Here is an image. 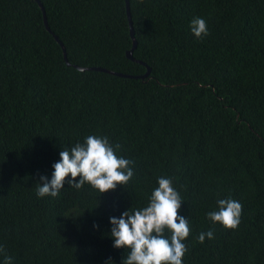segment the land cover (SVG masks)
<instances>
[{"label":"trees","instance_id":"16d2710c","mask_svg":"<svg viewBox=\"0 0 264 264\" xmlns=\"http://www.w3.org/2000/svg\"><path fill=\"white\" fill-rule=\"evenodd\" d=\"M39 1L50 32L34 0H0V246L12 264H122L109 218L146 207L159 177L191 228L183 264H264V0H128L134 61L124 0ZM89 135L121 145L132 179L100 194L66 177L38 198L59 152ZM224 198L243 205L236 230L206 218Z\"/></svg>","mask_w":264,"mask_h":264},{"label":"clouds","instance_id":"9594fccd","mask_svg":"<svg viewBox=\"0 0 264 264\" xmlns=\"http://www.w3.org/2000/svg\"><path fill=\"white\" fill-rule=\"evenodd\" d=\"M189 28L196 39L210 34L206 20L199 16L191 20ZM120 148V144H110L107 136L89 135L70 150H61L59 161L52 165L51 179L40 177L37 197H57L66 177H71L67 180L70 187L80 190L87 183L100 194L126 185L134 176V162L117 155ZM157 183L146 207L131 214L126 210L119 218H109L113 247L129 249L122 264H183L188 251L184 241L191 234L188 220L179 215L183 200L170 178L159 177ZM242 212L239 201L224 198L217 201V210L208 212L206 218L213 225L218 223L224 229L236 230ZM205 238L213 239V230L201 232L197 241L202 244ZM0 256L3 264H12V257L5 253L3 246H0ZM106 264H112L110 258Z\"/></svg>","mask_w":264,"mask_h":264},{"label":"water","instance_id":"95a60500","mask_svg":"<svg viewBox=\"0 0 264 264\" xmlns=\"http://www.w3.org/2000/svg\"><path fill=\"white\" fill-rule=\"evenodd\" d=\"M34 1L37 3L38 7H39L40 10L42 11V14H43V22H44L45 28H46V30L49 31V28H48L47 23H46V18H45L44 9H43V6H42L41 2H40L39 0H34ZM124 2H125L126 16H127V20H128V26H129V35H130V38H131V41H132V47H131L130 50H128V51L126 52L125 55H126V57H127L128 59L134 61V59H133V57H132V51H133V49L135 48L136 41H135V38H134V31H133V26H132V22H131L130 11H129V2H128V0H124ZM49 32H50V31H49ZM52 35H53V34H52ZM53 38H54V39L57 41V43L60 45V47H61V49H62L63 59H64L65 62L68 64L67 59H66V52H65V49H64L63 45L60 43V41L58 40V38H57L56 36L53 35ZM74 67H75V68H78V67H76V66H74ZM78 69L83 70L84 68H78ZM87 69L99 70V68H87ZM101 70L106 71V70H104V69H101ZM107 72L112 73V74H116V75H118V76H124V77L126 76V75H122V74H118V73H114V72H110V71H107ZM149 72H150V70H149V68L147 67V71H146V73H145L144 75L140 76V78H143V77L147 76V75L149 74Z\"/></svg>","mask_w":264,"mask_h":264}]
</instances>
